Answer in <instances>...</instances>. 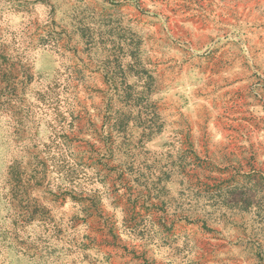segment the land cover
<instances>
[{
  "label": "rangeland",
  "instance_id": "374dc122",
  "mask_svg": "<svg viewBox=\"0 0 264 264\" xmlns=\"http://www.w3.org/2000/svg\"><path fill=\"white\" fill-rule=\"evenodd\" d=\"M0 264H264V0H0Z\"/></svg>",
  "mask_w": 264,
  "mask_h": 264
}]
</instances>
